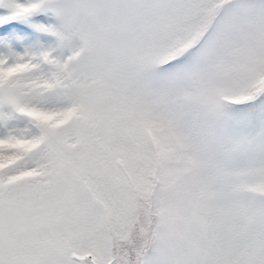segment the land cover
Segmentation results:
<instances>
[{
	"label": "snow or ice",
	"instance_id": "6c2138e0",
	"mask_svg": "<svg viewBox=\"0 0 264 264\" xmlns=\"http://www.w3.org/2000/svg\"><path fill=\"white\" fill-rule=\"evenodd\" d=\"M0 264H264V0H0Z\"/></svg>",
	"mask_w": 264,
	"mask_h": 264
}]
</instances>
